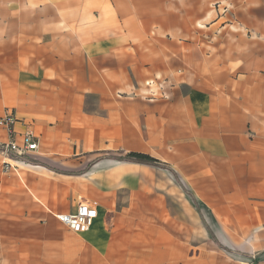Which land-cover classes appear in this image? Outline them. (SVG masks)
Returning a JSON list of instances; mask_svg holds the SVG:
<instances>
[{
	"label": "crops",
	"instance_id": "1",
	"mask_svg": "<svg viewBox=\"0 0 264 264\" xmlns=\"http://www.w3.org/2000/svg\"><path fill=\"white\" fill-rule=\"evenodd\" d=\"M223 13L202 0H0V115L30 125L57 168L1 172L0 264L264 252V44L246 33L250 11L236 25ZM153 81L171 86L165 98L141 97ZM79 198L98 217L76 234L52 215Z\"/></svg>",
	"mask_w": 264,
	"mask_h": 264
},
{
	"label": "rangeland",
	"instance_id": "2",
	"mask_svg": "<svg viewBox=\"0 0 264 264\" xmlns=\"http://www.w3.org/2000/svg\"><path fill=\"white\" fill-rule=\"evenodd\" d=\"M203 1V13L204 15H209L212 13L215 15L216 13H220L222 16H224V9H229L230 16L226 15V17L222 20V23L225 24H231L234 23L235 25L239 23V20H248V11H250V16L252 15V18H250V21L248 23L249 31H247V35H249L250 41L257 45L258 43L264 44V0H250L247 4L245 3L242 5V0H202ZM172 9H175V7L172 5ZM156 12H158L157 5L155 6ZM155 11V10H154ZM259 13V19L253 18L254 15ZM261 30L262 35L256 36L254 35L255 31L257 33ZM150 87V88H149ZM169 85H167L164 82H157L153 81L152 84L143 85V90L140 94H142V98L145 100L152 99L153 98H160L159 94L165 98L163 93L167 92L169 90ZM145 89V90H144ZM150 95L146 97V95ZM8 110V109H7ZM5 110V111H7ZM114 156L108 155L106 158L110 159ZM1 158V157H0ZM55 159L51 155L38 158L36 161H32L33 167L41 166L45 167L46 169H52L56 170L57 168H54L51 160ZM54 161V160H53ZM32 170V169H31ZM59 170V169H58ZM12 171H5L2 167V159L0 161V177L2 176V173L6 174L8 172ZM60 171V170H59ZM2 172V173H1ZM65 172H74V171H65ZM80 172V171H77ZM56 214V213H55ZM54 216V214L52 215ZM206 217V216H205ZM212 249V250H211ZM203 250L206 251H213L211 253H218V263L219 264H228V263H236V264H257L260 261L264 260V252H262L259 255H249L247 253H244L242 251L237 250L236 247H234L231 244L227 243H215V244H205L203 246ZM217 251V252H216ZM211 260H208L210 262ZM214 261V260H213Z\"/></svg>",
	"mask_w": 264,
	"mask_h": 264
},
{
	"label": "built area",
	"instance_id": "3",
	"mask_svg": "<svg viewBox=\"0 0 264 264\" xmlns=\"http://www.w3.org/2000/svg\"><path fill=\"white\" fill-rule=\"evenodd\" d=\"M21 122L13 111H5L0 115V157L2 167L7 172L20 165H32L36 161L39 141L30 128L23 124V131L16 130ZM98 217V203L95 200L79 198L76 208L70 213H56L54 218L73 233L81 234L89 230Z\"/></svg>",
	"mask_w": 264,
	"mask_h": 264
},
{
	"label": "trees",
	"instance_id": "4",
	"mask_svg": "<svg viewBox=\"0 0 264 264\" xmlns=\"http://www.w3.org/2000/svg\"><path fill=\"white\" fill-rule=\"evenodd\" d=\"M129 158H132L138 162L146 163V164H155L157 161L148 155L139 154V153H131L128 155Z\"/></svg>",
	"mask_w": 264,
	"mask_h": 264
}]
</instances>
